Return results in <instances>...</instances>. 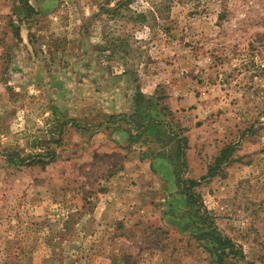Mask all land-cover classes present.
<instances>
[{
  "label": "rangeland",
  "instance_id": "374dc122",
  "mask_svg": "<svg viewBox=\"0 0 264 264\" xmlns=\"http://www.w3.org/2000/svg\"><path fill=\"white\" fill-rule=\"evenodd\" d=\"M208 226L264 264V0H0V264H213Z\"/></svg>",
  "mask_w": 264,
  "mask_h": 264
},
{
  "label": "trees",
  "instance_id": "16d2710c",
  "mask_svg": "<svg viewBox=\"0 0 264 264\" xmlns=\"http://www.w3.org/2000/svg\"><path fill=\"white\" fill-rule=\"evenodd\" d=\"M125 1V0H122ZM123 3V2H122ZM128 4V2H125V6ZM147 99H144L143 95L139 92H135L132 94L131 97V105H132V112L126 113L124 116L126 117V120L131 122L133 126H137L139 128V132L137 133V136L135 138H132V140H136V138H139V135H146L151 141H159L164 142V144H168L169 142L173 143V146L168 149L167 152H163L160 154H153L154 162L152 163V168L156 171H158L161 175L169 176L170 178L174 179V186L176 188V191L179 195L182 196L183 204L186 207L185 213L186 218L181 221V223H184V227H187L192 223H198L200 221V224L204 223L205 216L199 215L198 210L200 209V206L198 205V202L195 198H193L194 194L189 189V186L194 184V181L191 180H183V181H177V170L176 166L180 167L182 162V144L185 142L184 137H180L178 134H172L169 135L167 132V136L165 139H161V122L160 120H157L155 118H148L143 120L139 119V123L137 121H131L132 117L137 116L136 114L140 110V105H143L146 102ZM123 116V114H122ZM117 131H120L117 130ZM125 131V130H124ZM125 133V132H124ZM131 135L127 133V138L129 139ZM130 141V139L128 140ZM162 142V143H163ZM225 154V153H224ZM167 167V169H166ZM213 171H210L205 176H210ZM205 176H202L201 178H204ZM179 183H182L183 185H180ZM194 237H196V240L198 242H201V246H205L207 250L210 252V254L213 257V264H225L223 261V257L226 255V253L233 252L232 244L227 239H222L221 236H218L217 233L213 230L212 227H199L197 231L194 233ZM199 244V243H198ZM228 249V251H226ZM234 253V252H233ZM231 264V263H227Z\"/></svg>",
  "mask_w": 264,
  "mask_h": 264
}]
</instances>
